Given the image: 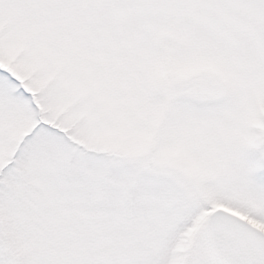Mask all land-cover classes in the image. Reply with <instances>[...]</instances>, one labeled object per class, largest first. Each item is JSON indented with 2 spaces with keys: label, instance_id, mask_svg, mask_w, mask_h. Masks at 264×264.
I'll return each instance as SVG.
<instances>
[{
  "label": "snow or ice",
  "instance_id": "6c2138e0",
  "mask_svg": "<svg viewBox=\"0 0 264 264\" xmlns=\"http://www.w3.org/2000/svg\"><path fill=\"white\" fill-rule=\"evenodd\" d=\"M0 264H264V0H0Z\"/></svg>",
  "mask_w": 264,
  "mask_h": 264
}]
</instances>
